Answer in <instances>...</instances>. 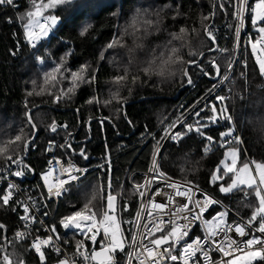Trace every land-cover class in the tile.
I'll list each match as a JSON object with an SVG mask.
<instances>
[{"label":"trees","instance_id":"1","mask_svg":"<svg viewBox=\"0 0 264 264\" xmlns=\"http://www.w3.org/2000/svg\"><path fill=\"white\" fill-rule=\"evenodd\" d=\"M14 3L15 7L0 6V147L8 146L7 142L20 134L21 129L27 137H32L34 129L25 115L27 104L28 109L34 108L31 115L38 135L29 145L25 162L34 168L35 176L31 178L30 172L29 177L40 190L43 187L38 173L45 165L50 140H54L56 145L64 144L66 139L71 143L69 149L55 147L57 154H69L83 163H101L62 195L54 220L59 223L64 216L82 209L100 186H103L99 193L102 198L94 200L93 205L99 207L104 204L109 163L112 193H121L122 196L118 197L117 218L121 222L133 220L138 198L129 181L130 173L148 167L153 150L168 124L214 82L211 76H204L198 68L190 65L188 72L193 83L182 88L186 84L182 73L189 64L187 62L199 58V55L194 57L190 53L206 52L200 62L211 75L215 74L209 65L212 57H216L221 70L229 59L233 41L230 32L228 35L222 32L216 39L217 47L227 51H209L215 44L208 38L204 25L212 19L214 0H76L72 5L53 6L47 12L57 14L59 21L49 37L41 38L39 47L33 51L25 42L24 21L27 11L35 5L33 0H14ZM36 3L39 4L40 0ZM249 3L252 4V0ZM21 16L25 18L21 19ZM205 16L210 19L204 20ZM134 18L138 20L140 32L134 33L131 27ZM228 18H233L231 12L221 11L217 2L213 26ZM145 20L158 22L148 29L147 34L143 28ZM88 25L91 27L81 35ZM182 28L185 29L183 33L180 31ZM114 37L120 39L123 46L107 48ZM245 37L241 61L217 94L228 97L225 104L233 117L231 127L235 130L234 135H239L242 140V144L232 145L240 151L239 163L247 159L264 161V76L260 74L249 43L250 38H257L251 13L246 14ZM170 48L177 49L176 55L182 58L183 63H161ZM12 52L16 54L12 55ZM161 53H165V57L158 59ZM39 56L45 58L44 62L41 63ZM152 60L156 62L146 75L142 69L148 67ZM84 66H88V71L81 75L89 82L77 81L72 75L80 73ZM58 67L59 72L56 71ZM125 68L128 69L127 78L115 82L116 76L124 75ZM133 77H137L135 82ZM68 89H72L71 92ZM29 92L32 95L29 96ZM177 92V97H173ZM57 96L61 97L59 101L55 99ZM215 96L208 103L214 100L219 105ZM130 100L133 101L127 103L125 116L123 103ZM56 118H62L67 128H59L54 133L49 125ZM89 119L90 125L87 124ZM194 120L192 115L185 123ZM229 126L221 119L206 130L215 141L207 152L204 148L208 142L195 131L179 142L168 139L161 152L160 166L167 174L209 189L249 219L258 204L251 190H248L247 197L240 191L221 193L219 185H227L232 174L211 183V175L218 167L221 168L220 161L228 147L220 146V133L227 131ZM177 130L185 131L181 125ZM70 131L73 133L69 136ZM89 136V140H85ZM81 149L86 152L87 159L79 155ZM8 154L14 158L22 156L23 144L15 154L9 148ZM5 162L0 156V167ZM141 177L137 173L134 180ZM125 205L127 211L123 210ZM20 217L18 205L11 201L4 205L0 201V224L5 226L0 229V234L20 225ZM131 226L121 224L126 235ZM14 243L15 249L9 247L8 251L14 250L26 264H41L34 250L25 251L29 248L27 241ZM122 257L123 253L118 252L119 261ZM253 264H264V261Z\"/></svg>","mask_w":264,"mask_h":264},{"label":"snow or ice","instance_id":"2","mask_svg":"<svg viewBox=\"0 0 264 264\" xmlns=\"http://www.w3.org/2000/svg\"><path fill=\"white\" fill-rule=\"evenodd\" d=\"M76 0H48L44 3L40 0L37 4L36 0H33L35 5V11L29 10L26 13L28 17L25 24V38L28 43L35 47L36 41H39L43 37H47L52 27L56 25L58 17L49 15L44 17L42 21H36L34 23L33 17H43V10L48 9L56 5H72ZM227 3L233 8V18L237 21L235 26V33L237 39L239 38L241 26L244 23V14L251 13V22L254 29L257 32V38L255 40L249 39L251 44V49L253 55L256 57V62L259 65V70L261 76H264V58H261V54H264V0H255L254 4H250L249 0H224L219 4L220 9H224V3ZM16 6L14 0H0V6ZM215 15V12L211 14ZM24 19V16L20 17ZM11 22V18H8ZM204 20H209V16H205ZM51 21V24H49ZM154 22L151 20L143 21L144 34H147L148 29L153 27ZM138 20L133 19L131 27L135 32H140L141 28L137 27ZM88 25L81 31V35H84L88 28ZM38 28V31L35 30ZM181 33L185 29L180 30ZM204 31L206 32L210 41L215 44V35L213 33V28L210 24L204 25ZM127 32V30H125ZM174 38H179L174 36ZM115 45H120L121 40L114 37L113 41L107 45V48H112ZM209 51L223 52L226 49H219L218 47L210 48ZM177 49L170 48L166 59H161V63L166 64L168 61L181 62L182 58L176 55ZM12 52V55H15ZM191 56H203V53H190ZM165 57V53H161L159 58ZM175 59L173 60V58ZM103 59V54L101 55ZM43 61L41 60V63ZM155 60L148 62V67L142 69V71L147 75L151 70V66L155 63ZM187 63L194 65L200 70L204 76H211L213 80L220 78L221 82L229 79L228 72L232 70L233 60H226V71L223 76H221V67L216 62V57H212L209 60L210 68L215 71V75L212 76L210 71L206 69L198 59L189 60ZM246 67V64H245ZM57 72L60 71L59 67L56 69ZM88 71V66H84L80 73H73V77L77 81L89 82L85 79L84 75L81 73H86ZM183 76L186 77V83L191 85L193 83L191 75H189L188 69L184 68ZM128 69H124V75H118L114 78L115 82L119 83L127 78ZM244 75V73H241ZM95 77L93 76L92 79ZM55 79V77H52ZM137 77H133V82ZM75 86V85H74ZM218 84H213L212 88L209 89V94L213 93ZM72 89H68L71 92ZM28 95H32L31 92ZM61 97L57 96L55 99L59 101ZM216 101L219 105L212 104L206 105L205 107L211 113V115H205L201 117V109L199 112L195 113L196 119L193 124H187L183 121H179L181 126L185 131L181 132L174 130L176 128V122L168 125L166 131V136L161 139H171L179 142L188 133L195 131L198 135L203 137L208 143L204 148L207 152L210 146L215 142L211 135H208L206 130L211 126L218 124L221 119L229 123V128L226 132L220 133V146L223 147L228 145V149L225 153L226 158L230 159V162L226 160L221 161L223 166V171L218 167L211 175V183L215 184L217 181L222 180L224 175L232 174L230 177L231 182L227 185L220 184L219 191L221 193H232L233 191L243 192L245 197L249 195V191L255 195L258 204L254 206L250 218L247 221L241 219L240 221H233L228 223L226 217L228 216V210L218 212L212 221L204 220V213L213 205H219L220 200L216 199L212 194L204 192L195 185L193 182L185 181H175L168 177L164 172L160 170V165L156 159L157 155H160L159 148L160 143L157 142L156 150L153 153L152 166L149 169L151 176L145 177L144 184L134 183V194H137L142 201L140 210L136 214V218L131 221H119L117 218V209L120 207L119 198H122L121 193H112V179H111V165H108V183H107V195L106 204H101L99 207L93 205V201L97 200L99 193L103 186H100L97 191L92 195L86 203H84L82 209L72 212L70 215L63 217L60 220V225L68 230L75 229L80 233L85 235L86 239L91 240L93 245L97 242V236L103 232V240L100 241V249L96 250L93 248L91 253L87 252L83 241L76 242V254L82 257L84 261L97 262V264H117L115 260V254L117 252L124 253L127 248L128 251L125 253L126 260L125 264H201V261L196 259L197 254L203 260V264H253L257 259L264 261V161H256L255 159L244 161L238 167V157L239 149L237 147H232L233 144H242V140L238 135H234V128L231 127L233 121L232 115L229 113L228 107L225 101L228 99L226 96L216 95ZM92 101H90L91 103ZM26 112L25 115L28 118V123L31 125L32 129H35V125L32 124L31 116L29 115L30 109L25 105ZM102 123V122H101ZM59 127L67 128L66 125H61ZM49 128L52 132H57L58 125L54 121ZM34 135V133H33ZM70 136L71 133H68ZM20 142V143H18ZM30 138L27 137L23 129H21L20 134L15 135L14 138L7 142L6 147H0V156H3L5 161H10L11 163H6L4 167H0V179H6L3 173L8 172L9 175L15 177H24L27 172L31 169L23 164V157L17 156L15 159L12 154L9 153V148L11 152L15 154L20 148V144H23V151L26 153L28 150ZM55 147H60L63 149L71 148V143L66 139L64 144L56 145L54 140H50L47 151H51ZM79 155L84 159H87L86 152L81 149ZM52 165V161H49ZM56 164L59 165L60 161L57 160ZM11 165H16V171H11ZM254 166V167H253ZM55 166L50 168L47 172L42 174V179L44 180V186L47 190V195L44 197V202L36 199L31 193H29L24 200H17L15 203L21 206L24 211V215L20 217L22 221L25 222V229H28L31 223H39L41 227H44L43 220L40 219L38 213L41 208H47L46 201L53 197H61L67 191V185L71 181L79 179L76 173L83 175L87 169H81L69 164L68 168H60L61 175H66L67 178L59 179L54 182H50V177H52L55 171ZM219 173V174H218ZM158 181H163L165 184V189H170L171 191H166L165 189L157 188L155 192L149 197V191H151V185ZM143 189V190H142ZM20 192L18 185L15 183H8L7 189H5L3 195H0V201L4 205H7L13 196ZM196 193H200L202 199L196 198ZM161 196L164 198V202H156L155 197ZM176 197L185 198L186 202L180 203ZM150 206V207H149ZM15 210V209H14ZM124 211H127V206L123 207ZM146 213V215H145ZM44 216L48 215L47 211L43 212ZM198 221L203 222L205 227V233L203 238L200 236L195 237L189 241L186 239L189 237L190 232L194 225ZM258 221V226H255ZM122 223L132 224L133 228L130 229L131 238L125 234V230L121 227ZM210 225H212L210 227ZM4 225L0 224V229H4ZM49 233L46 238H42L36 235L25 251L34 250L38 255L41 264H44L46 259V254L44 248H52L57 253L61 252V249L57 247V242L61 239L57 233L56 226L53 225L47 228ZM235 233L240 239H234L230 233ZM260 233L261 235H256L255 233ZM157 233L160 235L157 236ZM55 234V237L53 236ZM30 235L28 231H17L12 238H8L6 235L0 237V264H24V260L20 257L18 253L13 251H8L9 247L15 249V241H22ZM248 236L247 240L243 238ZM67 243V241H65ZM255 245H260L259 249H254ZM179 250V251H178ZM222 253L221 260L213 261L211 259V252ZM224 257H231V259H223ZM57 264H76L74 258L65 257L58 260Z\"/></svg>","mask_w":264,"mask_h":264},{"label":"built area","instance_id":"3","mask_svg":"<svg viewBox=\"0 0 264 264\" xmlns=\"http://www.w3.org/2000/svg\"><path fill=\"white\" fill-rule=\"evenodd\" d=\"M217 2H218V4H220L221 2H224V0H217ZM221 11H223L225 13L231 12V14H232L233 8L225 2L224 3V9L223 10L221 9ZM246 14H247V12L244 14V23L241 26V30H240V34H239V38L238 39H237L236 33H235V26L237 24V21L234 18H232L231 20H230V18H228L227 21L221 23L220 25L212 26L213 33H214L216 39H218L219 34L222 33V32L224 34H226V35H228V32H230V34L232 35V40L233 41H232V49H231V53H230L229 59L233 60V65H232V70L228 72L229 79L232 77V74H233V72L235 70V67L241 61L242 53H243V50H244V44L246 42V37H245ZM49 34H50V32H49ZM49 34H48V36L46 38L49 37ZM25 42L28 43L27 40H25ZM35 44H36V46L32 47L28 43V47H29V49L31 51L36 50L39 47V41H36ZM20 47H21V45H19V48ZM226 71H228V69L225 66L224 69L221 70V76H223V74ZM228 80L221 82L220 78L218 77L216 80H214V82L209 86V88L206 89V91L200 97H198L191 105H189L184 111H182L178 116H176L172 120V122H170L169 124H171L173 122H176V128L174 130H177V128L181 125L179 121L185 122L190 116L195 115L196 112H199L208 103V101L212 97H214L215 95L218 94V92L225 86V84L228 82ZM213 84H218L219 86L216 88V90L213 93L209 94V89L212 88ZM54 121L58 125L57 129L62 128V127H59L61 125H66L67 126L66 122L62 118H56V119L53 120V122ZM100 122H102L101 124H103V120H100ZM167 128H168V126H167ZM165 130H164L163 134L161 135V137L159 139V143H160L159 153H160V155H157V157H156V159L159 162V165H160V158H161L162 149H163L166 141L168 140V139H161L162 137H165L166 134H167ZM69 133L72 134L73 132L70 131ZM156 146H155L154 150H156ZM154 150H153V153H154ZM153 153L151 155L148 167L146 169H144V170H135V171H132L130 173L129 181H130V184L132 185V187H133L134 183L144 184L145 183V177L152 175L149 172V169L152 166ZM57 160L60 161L59 165L56 164ZM49 161H52V165L49 164ZM6 163L10 164L11 162L10 161H6L5 164ZM5 164L2 167H4ZM23 164L27 165L26 162H25V159H23ZM69 164H72L75 167H78V168H81V169H87V171L83 175H81L79 173H76L79 176V179H77L75 181H71L67 185V188H69L73 184H78L79 182H81L83 179H85L88 176L89 172L92 170L93 167H96V166L100 165L101 163L91 164V163L79 162L77 159H75L73 156H71L69 154H66V155L57 154L55 152V149H54V152L52 154H48V156H47V158L45 160L44 167L38 173V179H39L40 184L42 185V187L44 186V180L42 179V174L43 173L47 172L50 168L55 166L56 170L53 172L52 177H50V182H54V181L59 180V179H65L67 177H66V175H61L60 168L61 167L62 168H68ZM16 170H17L16 169V165H11V171L14 172ZM160 170L162 172H164L162 170L161 166H160ZM137 173H140L142 175V177L140 178V180L135 181L134 180V175L137 174ZM164 173L168 177H170L172 180L185 181V179L172 176L170 174H167L166 172H164ZM3 175L6 177V179H0V190L2 191V195H3L4 191H5V189H7L8 183H10V182L11 183H15L16 185H18V187L21 190V192H23V195H21L20 192H17L13 196V198L10 201L13 202L14 204H16L15 202L17 200H24L29 193H31L39 201L44 202V197L47 195V190H46L45 187H43V190H40V187L36 186L34 181L29 177L30 171L27 172V174L24 177L11 176V175L8 174V172L3 173ZM191 182H193V181H191ZM193 183L195 185H198L199 188L202 189L204 192L212 194L216 199L221 201V203L219 205L211 206L204 213V216H203L204 220L212 221V218L215 217L218 212L224 211L225 209L228 210V216L226 217L228 223H232L233 221H240L241 219H243L244 221L248 220L247 217H245L244 215H242L241 213L236 211L232 206H230L227 202L222 200L215 193H213L209 189L203 187L202 185H200V184H198L196 182H193ZM40 184H38V185H40ZM157 188L165 189L164 182L163 181H158L156 183H153L151 185V191H149V197L152 195V192L156 191ZM165 190L166 191H171L170 189H165ZM61 197H58V198L53 197L51 199H48L46 201L47 208H41L39 210L38 215H39L40 219L43 220L44 227H41V225L39 223H31L30 222L29 228L25 229V222L22 221V223L20 225L14 227L12 230L1 232L0 237L6 235L8 238H12L14 236L15 232H17V231H28V232H30V235L26 239H24L22 241H27L28 245H30L31 240L36 235H39L42 238H46L47 235L49 234L47 232V228L55 225L56 229H57V233L59 234V236L61 238L57 242V247H59L61 249V252L57 253L52 248H44V251H45V254H46L45 262H50V264H57L58 260L63 259L65 257H68V258H74L75 261H76V264H89V262L84 261L82 257H79L78 255H75L76 254V242L77 241H83L84 242V246L87 249V252L90 254L91 251L93 250V248L96 249V248H99L101 246L100 245V241L103 240V238H104L103 232H101L100 235L97 236V242H96L95 245H93L91 240L86 239L85 235L80 233L78 230H75V229L66 230V229H64L60 225V221H59V223H57L54 220V217L56 215V211H57V208H58V205H59ZM137 198H138V202H137V207H136V212H135V215H134V219L136 218V214L140 210L142 203L145 202V201H142L141 198L138 195H137ZM196 198L197 199H202L200 193H196ZM176 199L180 203L186 202L185 198H182V197H176ZM155 200L158 203L159 202H164V198L161 197V196L155 197ZM19 207L21 209V216H22V215H24V211H23V208L21 206H19ZM44 211L48 212L47 216L43 215ZM68 215H70V214H68ZM145 215H146V213H145ZM211 226L212 225H210V227ZM255 226H257V225H254V227ZM132 228H133V225L131 226V229ZM204 233H205V227L203 226V222L202 221H198L196 223V225L193 226L189 237H187L186 239L191 241V239H194L197 236H200V237L203 238ZM255 234L258 235V236L261 235L258 232L255 233ZM158 235H160V233H157V236ZM230 235L234 239H238V240L240 239L234 232L230 233ZM53 236L55 237V234H53ZM126 236H128V238L130 239L131 238V233L129 232ZM248 238L249 237L246 236L243 239L247 240ZM65 241H67V243H65ZM259 248H260V245H255L254 246V249H259ZM127 251H128V249L126 248L125 252L123 253V257H122L121 261H119L118 252L115 254V260H116L117 264H125V260H126L125 253ZM210 256H211V259L213 261H218V260H221L222 253L213 251V252L210 253ZM196 259L200 260L201 264H203V260L200 257L199 253L197 254ZM223 259H225V260L226 259H231V257H224ZM258 261H261V260L257 259L254 262H258ZM91 264H97V262H91ZM133 264H135V261L133 262ZM177 264H178V262H177Z\"/></svg>","mask_w":264,"mask_h":264},{"label":"rangeland","instance_id":"4","mask_svg":"<svg viewBox=\"0 0 264 264\" xmlns=\"http://www.w3.org/2000/svg\"><path fill=\"white\" fill-rule=\"evenodd\" d=\"M48 2V0H46L44 3H47ZM255 3V0H252V4H254ZM57 6V5H56ZM50 8H52V7H49L48 9H46V10H43V17H33L32 19L34 20V23L36 22V21H42V19L44 18V17H47V16H49V15H52V16H56V17H58V15L57 14H55V13H52V12H47V10H49ZM32 11H35V7L32 9ZM27 19H28V17H26L25 18V21H24V30H25V24H26V22H27ZM58 21H59V17H58V20H57V23H58ZM57 23H56V25H57ZM49 24H51V21H49ZM55 25V26H56ZM55 26H53L52 27V29H51V31L50 32H52L53 31V29H54V27ZM35 30H37L38 31V28H36ZM252 40H255L256 38H251ZM251 46V45H250ZM40 57V59L44 62V60H45V58L43 57V56H39ZM261 58H264V54H261ZM212 104H216L215 103V101L213 100V101H211V102H209L207 105H212ZM206 106V105H205ZM203 107L202 109H204V112H201V117H203V116H205L206 114L207 115H211V113L208 111V109L206 108V107ZM194 117H195V120L196 119H199V117H196L195 115H194ZM195 120L194 121H192L191 123H187V124H193L194 122H195ZM52 124V123H51ZM224 132H226V131H224ZM232 147H236V146H232ZM227 149H228V147H226L225 149H224V152H223V157L221 158V161L222 160H226L227 162H230V159L229 158H226V156H225V153H226V151H227ZM239 158H240V151H239V157H238V167L240 166V164L241 163H239ZM249 159H247V160H245V161H248ZM221 161H220V165L219 166H221V168H222V170L221 171H223V166L221 165ZM259 162V161H258ZM254 167V166H253ZM219 174V173H218ZM230 182H231V180H230ZM229 182V183H230ZM114 195L116 194V193H113ZM119 200V199H118ZM104 204H106V199H105V202H104ZM117 211H118V209H117ZM100 249V247L99 248H96V250H99Z\"/></svg>","mask_w":264,"mask_h":264},{"label":"water","instance_id":"5","mask_svg":"<svg viewBox=\"0 0 264 264\" xmlns=\"http://www.w3.org/2000/svg\"><path fill=\"white\" fill-rule=\"evenodd\" d=\"M213 12H215V15L214 16H212V19H211V21H210V25L211 26H213V24H214V22H215V18H216V14H217V0H214V6H213ZM215 47H217V41L215 40V46L213 47V48H215ZM206 54V52H203V56H199V58H198V60L199 61H201L202 60V58L204 57V55ZM189 66H190V64H188V66L186 67L187 69L189 68ZM215 75V74H214ZM214 75H212V76H214ZM211 78V77H210ZM211 80H213L212 78H211ZM216 80V79H215ZM214 81V80H213ZM187 85H189V84H185V85H183L182 86V88H184V87H186ZM179 92V91H178ZM178 92L173 96V97H177V95H178ZM133 100H130V101H127V102H124L123 103V106H124V114H125V116H127L126 115V105H127V103H130V102H132ZM34 108H31L30 110V112H29V115L31 116V121H32V124H34L35 125V123H34V121H33V119H32V115H31V113H32V110H33ZM90 121H91V119H89L88 120V122H87V124L88 125H90ZM133 132V131H132ZM37 135H38V128H37V126L35 125V129H34V135H32V137H30V141L31 142H29V145L36 139V137H37ZM89 138H90V136L88 137V138H86L85 140H89ZM48 144H49V142H48ZM55 144H56V142H55ZM29 145H28V150H27V152L25 153L24 152V154L21 156V157H23V159H26L27 157H28V154H29ZM47 147H48V145H47ZM54 149L55 148H53L51 151H47V153L48 154H52L53 152H54ZM30 169H31V173H32V175L30 176L31 178H33L34 176H35V170H34V168H32V167H30V166H28ZM24 264H26V262L24 261Z\"/></svg>","mask_w":264,"mask_h":264},{"label":"flooded vegetation","instance_id":"6","mask_svg":"<svg viewBox=\"0 0 264 264\" xmlns=\"http://www.w3.org/2000/svg\"><path fill=\"white\" fill-rule=\"evenodd\" d=\"M73 151H75L74 149H72Z\"/></svg>","mask_w":264,"mask_h":264}]
</instances>
